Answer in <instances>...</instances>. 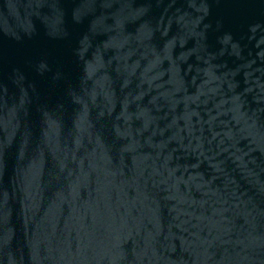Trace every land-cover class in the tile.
<instances>
[{"label":"water","instance_id":"1","mask_svg":"<svg viewBox=\"0 0 264 264\" xmlns=\"http://www.w3.org/2000/svg\"><path fill=\"white\" fill-rule=\"evenodd\" d=\"M0 264H264V70L112 0H0Z\"/></svg>","mask_w":264,"mask_h":264}]
</instances>
